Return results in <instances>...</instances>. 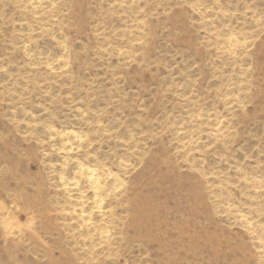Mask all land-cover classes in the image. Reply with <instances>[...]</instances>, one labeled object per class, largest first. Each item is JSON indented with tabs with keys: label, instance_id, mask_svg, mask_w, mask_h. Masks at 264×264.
<instances>
[{
	"label": "rangeland",
	"instance_id": "rangeland-1",
	"mask_svg": "<svg viewBox=\"0 0 264 264\" xmlns=\"http://www.w3.org/2000/svg\"><path fill=\"white\" fill-rule=\"evenodd\" d=\"M0 264H264V0H0Z\"/></svg>",
	"mask_w": 264,
	"mask_h": 264
},
{
	"label": "bare ground",
	"instance_id": "bare-ground-1",
	"mask_svg": "<svg viewBox=\"0 0 264 264\" xmlns=\"http://www.w3.org/2000/svg\"><path fill=\"white\" fill-rule=\"evenodd\" d=\"M89 175H90V174H89ZM93 175H94V174H93ZM90 176H92V174H91ZM94 177H95V176H94ZM96 177H97V175H96ZM90 180H91V179H90ZM90 180H89V182H90ZM92 181H93V180H92ZM92 181H91V183H93ZM95 182H96V181H95ZM95 182H94V183H95ZM99 183L101 184V182H99ZM95 184H96V183H95ZM97 188H99V187H97ZM96 190H97V189H96ZM97 191H98V190H97ZM98 193H99V192H98ZM98 193H97V194H98Z\"/></svg>",
	"mask_w": 264,
	"mask_h": 264
}]
</instances>
